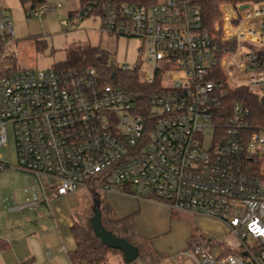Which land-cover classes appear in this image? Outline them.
Wrapping results in <instances>:
<instances>
[{"label": "built area", "instance_id": "1", "mask_svg": "<svg viewBox=\"0 0 264 264\" xmlns=\"http://www.w3.org/2000/svg\"><path fill=\"white\" fill-rule=\"evenodd\" d=\"M219 13L208 28L193 0H87L63 21L70 29L100 15L104 32L141 38L152 64L148 93L107 84L95 68L0 78V148L11 127L17 169L39 180L42 202L85 187L132 188L171 212L224 222L246 253L193 245L197 264H264V250L257 255L245 243L264 246V122L255 127L249 107L225 104L231 91L264 90V0L224 2ZM255 94L264 103V92ZM142 97L146 117L138 114ZM9 168L0 155V173Z\"/></svg>", "mask_w": 264, "mask_h": 264}, {"label": "rangeland", "instance_id": "2", "mask_svg": "<svg viewBox=\"0 0 264 264\" xmlns=\"http://www.w3.org/2000/svg\"><path fill=\"white\" fill-rule=\"evenodd\" d=\"M80 7L81 0H45L47 9H43L41 14L35 15L32 12L28 15L19 0H0V35L2 40H6L0 53V73L13 68L35 71L56 68V64L66 61L70 49L94 47L105 52L108 68L118 73L124 72L122 70L124 66L128 67L127 71L136 68L139 79L144 80L146 72L152 68L146 43L141 38L116 36L104 32L102 18L95 14L68 29L63 21L69 22L70 12ZM7 17L11 22L10 29L6 23ZM253 91L259 94L264 92L259 88H253ZM211 134V130H206V136ZM0 155L5 163L13 167L0 173V208L2 206L7 210L9 206H19L28 202L25 189L41 191V185L35 176L17 169L16 139L11 127H9V142L7 147L0 148ZM94 193L87 187L74 193L78 201L76 209L85 213V217L93 215ZM12 216L16 221L22 222L24 212L18 211ZM179 216L189 220L191 218V214L185 212H181ZM214 230L217 232V226ZM218 232L219 238H213L211 240L213 244L205 246L210 251L221 252L222 249L243 248L229 230L220 229ZM161 243L167 249L171 247L170 245H174L176 250H168L164 261L155 264H186L184 261L194 260L191 255L193 245L190 248L187 239L184 241L180 236H166ZM245 243L255 252L260 244L252 238ZM181 250H185L184 252L191 250V253L185 255L178 253ZM171 253H174V257ZM156 259L154 256L152 261ZM122 260L120 256L111 254L105 264H123Z\"/></svg>", "mask_w": 264, "mask_h": 264}, {"label": "crops", "instance_id": "3", "mask_svg": "<svg viewBox=\"0 0 264 264\" xmlns=\"http://www.w3.org/2000/svg\"><path fill=\"white\" fill-rule=\"evenodd\" d=\"M24 192L28 202H37L34 208H0V264H73L70 254L76 250L77 242L72 227L78 215H85L77 211L78 201L74 193L47 204L40 200L42 190L33 191L30 188ZM103 199L112 216L131 218L139 239L147 242L150 258L144 264L160 263L167 257L168 250H176L174 245H170L169 249L163 246L161 240L166 236H180L189 242L191 235L196 233L210 242L213 238H219L220 229L229 230L224 222L202 214L185 212L191 214V218H182L179 216L181 212H171L163 203L150 200L137 192L105 193ZM18 211L24 212L22 222L16 221L12 216ZM215 226L217 232L214 230ZM184 251L178 253L185 255L187 251ZM111 254L123 259L118 252ZM154 256L157 259L153 262ZM184 262L197 263L195 258Z\"/></svg>", "mask_w": 264, "mask_h": 264}, {"label": "trees", "instance_id": "4", "mask_svg": "<svg viewBox=\"0 0 264 264\" xmlns=\"http://www.w3.org/2000/svg\"><path fill=\"white\" fill-rule=\"evenodd\" d=\"M87 0H81V7L85 5ZM202 9L206 18V26L211 28L212 25L220 20L219 8L224 2H231L233 0H193ZM22 6L25 8V12L31 15L32 12H36L39 9L45 7V0H19ZM80 9L70 12L69 16L72 18L75 13ZM6 40L1 39L0 35V53L2 46ZM58 69H72L84 71L88 68H96L98 74L103 78L105 83L114 84L121 88L133 91L134 93H148L149 87L144 83L143 80L139 79L137 70L124 71L118 73L106 66L105 52L99 48L94 47H75L70 49L66 61L56 64ZM19 70L13 68L6 72L0 73V78L5 75H10L18 72ZM222 77V72H221ZM227 108H230L236 102H240L245 106L249 107L254 115L253 125L255 127L260 126L264 122V103L260 100V97L256 95L252 90L248 88H242L239 90L231 91L230 95L225 101ZM139 105L143 109L138 111V114L146 117L148 115L147 98H140ZM257 169L260 170V165H257ZM95 192L93 199L101 200V212H102V224L107 231H110L114 236L126 239L129 243L136 246L139 249L140 259L132 264H144V261H148L149 257V246L147 242L139 239L137 234V228L132 223L131 218H115L111 215L108 205L103 199V191H91ZM128 193H134L132 188L125 190ZM93 216V215H92ZM76 221L72 227L73 236L77 242V248L70 254V258L73 264H102L108 260V256L111 253H120L123 257V253L119 250L108 248L102 243V241L94 233L90 219L91 217H85V215H78ZM190 248L192 245H211L213 242H208L204 237L198 236L193 233L188 242ZM264 246H259L256 249L258 255ZM223 254H233L237 256H246L243 248L238 249H222ZM125 263V260H124ZM126 264V263H125Z\"/></svg>", "mask_w": 264, "mask_h": 264}, {"label": "water", "instance_id": "5", "mask_svg": "<svg viewBox=\"0 0 264 264\" xmlns=\"http://www.w3.org/2000/svg\"><path fill=\"white\" fill-rule=\"evenodd\" d=\"M91 227L96 236L110 249L119 250L123 253L126 264H132L140 259L139 249L124 238L114 236L107 231L102 224L101 200L95 199L93 216L90 219Z\"/></svg>", "mask_w": 264, "mask_h": 264}]
</instances>
